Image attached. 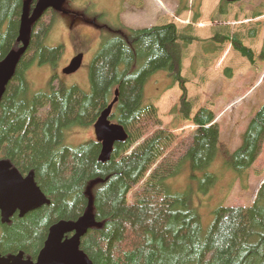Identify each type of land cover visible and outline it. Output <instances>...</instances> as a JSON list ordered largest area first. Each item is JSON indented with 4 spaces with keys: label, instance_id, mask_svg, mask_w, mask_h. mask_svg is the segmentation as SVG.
I'll return each mask as SVG.
<instances>
[{
    "label": "trees",
    "instance_id": "16d2710c",
    "mask_svg": "<svg viewBox=\"0 0 264 264\" xmlns=\"http://www.w3.org/2000/svg\"><path fill=\"white\" fill-rule=\"evenodd\" d=\"M24 1L0 0V61L20 48ZM200 1L191 7L193 22L199 18ZM36 2L32 0L30 14ZM185 2L178 3L177 15L187 10ZM226 6L221 0L216 14L226 16ZM48 14V24L40 18L32 25L26 51L0 100V161L11 163L22 176L32 174L48 203L23 217L13 215L7 224L0 218V256L22 252L35 261L53 225L76 222L90 209L95 225L81 238L79 250L92 264H264V182L249 208L215 210L206 231L190 197L168 184L185 167L207 168L218 151L213 114L201 107L192 115L186 80L180 77L184 51L199 41L188 34L190 28L182 33L173 23L142 29L119 21L105 24L101 29L108 38L90 64L89 93L63 86L32 92L27 71L34 64H54L61 54V47L44 44L57 16L53 10L43 16ZM70 15L86 21L84 15ZM97 20L91 21L96 25ZM211 42L229 43L251 64L256 59L239 33L217 32ZM262 58L264 47L257 59ZM157 72L167 73L168 89L178 83L181 96L175 110L196 127L194 133L175 137L161 127L154 106L143 104L144 86ZM115 98L109 120L127 137L113 145L108 161L98 160L101 145L95 139L65 145L66 131L93 127ZM263 144L264 107L227 164L237 175L245 173Z\"/></svg>",
    "mask_w": 264,
    "mask_h": 264
},
{
    "label": "rangeland",
    "instance_id": "374dc122",
    "mask_svg": "<svg viewBox=\"0 0 264 264\" xmlns=\"http://www.w3.org/2000/svg\"><path fill=\"white\" fill-rule=\"evenodd\" d=\"M181 1L68 0L63 9L84 14L89 21L99 17V26L114 25L117 19L131 29L173 23L182 33L190 28L188 34L199 40L184 51L180 77L186 80L184 86L193 105L192 115L201 107L213 114L219 130L218 151L207 168L193 171L185 167L178 176L169 179L168 184L173 192L190 197L200 216L202 229L206 231L215 210L220 207L249 208L264 182V144L257 161L245 173L237 175L231 163L227 164L229 156L242 145L255 113L264 107V58L257 59L264 47V0H240L228 4L226 16L216 14L221 0H201L199 18L195 22L191 7L197 0H184L187 10L176 15ZM42 16L43 22L48 24L50 15ZM99 26L57 13L44 44L48 48L61 47V54L54 64H34L27 71L31 91L63 86L77 87L89 93L90 64L104 38H108V32L101 31ZM217 32L239 33L244 44L253 51L255 61L247 62L231 49L229 43L211 42ZM79 54L83 55L79 70L65 75L64 68ZM169 85L166 72L153 74L144 86L143 104L154 106L161 127L175 137L194 133L196 127L191 121H183L175 110L181 96L178 83L168 89ZM94 139V127H75L64 134V143L70 147ZM128 201H132L130 196Z\"/></svg>",
    "mask_w": 264,
    "mask_h": 264
},
{
    "label": "water",
    "instance_id": "95a60500",
    "mask_svg": "<svg viewBox=\"0 0 264 264\" xmlns=\"http://www.w3.org/2000/svg\"><path fill=\"white\" fill-rule=\"evenodd\" d=\"M32 0H25L20 19L17 42L20 48L11 51L0 61V100L5 87L11 80L20 57L28 46L32 25L35 24L47 10L65 13L63 5L66 0H37L31 14L29 4ZM234 3L240 0H224ZM82 55L73 58L63 70L65 75H70L79 70ZM116 95V92H115ZM114 101L105 109L94 124L95 140L100 143L101 150L98 160L102 163L109 160L113 145L123 142L126 133L123 128L109 120ZM48 203L46 197L36 186L33 175L22 177L11 163L0 161V217L2 223L7 224L15 213L23 217L27 213L39 209ZM95 225L94 216L88 209L87 213L76 222L61 221L53 225L48 232L43 248L36 261L24 260L23 253L1 257L0 264H92L86 255L79 250L80 240L87 231ZM73 233L70 238H65Z\"/></svg>",
    "mask_w": 264,
    "mask_h": 264
},
{
    "label": "flooded vegetation",
    "instance_id": "af4514ba",
    "mask_svg": "<svg viewBox=\"0 0 264 264\" xmlns=\"http://www.w3.org/2000/svg\"><path fill=\"white\" fill-rule=\"evenodd\" d=\"M91 22H92V24H95V22H93V21H91ZM15 214H18V213H15ZM15 214H14V215H15ZM12 216H13V215H12ZM0 218H1V217H0ZM1 221H2V220H1ZM20 253H21V252H20ZM18 254H19V253H18ZM23 258H24V256H23ZM24 260H28V259H25V258H24ZM35 261H36V260H35ZM35 261H33V262H35Z\"/></svg>",
    "mask_w": 264,
    "mask_h": 264
},
{
    "label": "crops",
    "instance_id": "0c3cea01",
    "mask_svg": "<svg viewBox=\"0 0 264 264\" xmlns=\"http://www.w3.org/2000/svg\"><path fill=\"white\" fill-rule=\"evenodd\" d=\"M176 15H177V13H176ZM179 15V14H178Z\"/></svg>",
    "mask_w": 264,
    "mask_h": 264
},
{
    "label": "bare ground",
    "instance_id": "6f19581e",
    "mask_svg": "<svg viewBox=\"0 0 264 264\" xmlns=\"http://www.w3.org/2000/svg\"><path fill=\"white\" fill-rule=\"evenodd\" d=\"M33 9V8H32Z\"/></svg>",
    "mask_w": 264,
    "mask_h": 264
}]
</instances>
